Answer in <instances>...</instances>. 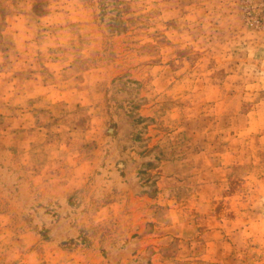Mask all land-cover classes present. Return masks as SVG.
<instances>
[{"label": "rangeland", "instance_id": "1", "mask_svg": "<svg viewBox=\"0 0 264 264\" xmlns=\"http://www.w3.org/2000/svg\"><path fill=\"white\" fill-rule=\"evenodd\" d=\"M0 264H264V0H0Z\"/></svg>", "mask_w": 264, "mask_h": 264}]
</instances>
